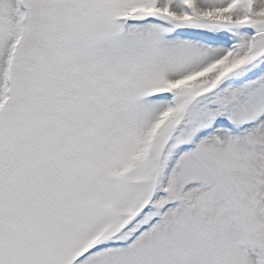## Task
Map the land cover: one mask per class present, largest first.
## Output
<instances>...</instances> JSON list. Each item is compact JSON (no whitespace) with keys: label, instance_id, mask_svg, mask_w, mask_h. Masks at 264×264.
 <instances>
[{"label":"rangeland","instance_id":"rangeland-1","mask_svg":"<svg viewBox=\"0 0 264 264\" xmlns=\"http://www.w3.org/2000/svg\"><path fill=\"white\" fill-rule=\"evenodd\" d=\"M124 1L132 40L115 43L118 2L23 0L0 104V264L59 247L63 264L264 263V0ZM18 16L0 0V103Z\"/></svg>","mask_w":264,"mask_h":264},{"label":"bare ground","instance_id":"bare-ground-1","mask_svg":"<svg viewBox=\"0 0 264 264\" xmlns=\"http://www.w3.org/2000/svg\"><path fill=\"white\" fill-rule=\"evenodd\" d=\"M179 64H180V62L178 63V65H177V67H176V69H175V70H178V68H179Z\"/></svg>","mask_w":264,"mask_h":264}]
</instances>
